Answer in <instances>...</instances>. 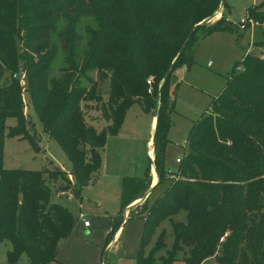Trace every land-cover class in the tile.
<instances>
[{"label": "trees", "instance_id": "obj_1", "mask_svg": "<svg viewBox=\"0 0 264 264\" xmlns=\"http://www.w3.org/2000/svg\"><path fill=\"white\" fill-rule=\"evenodd\" d=\"M263 6L248 7L249 18L264 24ZM226 7L224 0H0V245L10 244L6 264H18L22 255L28 264L56 260L76 220L66 205L51 200L44 174L51 180L61 175L65 188L80 197L101 167L107 138L119 133L135 102L154 116L153 158L142 176L121 180L120 208L105 246L127 211L128 219L143 220L135 264H202L209 258L264 264V58L246 54L232 66L207 113L191 125L177 171L164 168L171 87L178 85L174 71L193 63L199 31L238 34L224 15L212 22ZM101 79L108 81L106 99L99 93ZM24 93L44 132L70 161L71 185L58 167H3L6 136L34 142ZM93 101L107 122L101 130L82 109V102ZM9 118L15 125L6 133ZM152 170L153 189L168 185L147 206ZM180 212L184 219L175 220ZM166 220L169 231L159 229Z\"/></svg>", "mask_w": 264, "mask_h": 264}, {"label": "rangeland", "instance_id": "obj_2", "mask_svg": "<svg viewBox=\"0 0 264 264\" xmlns=\"http://www.w3.org/2000/svg\"><path fill=\"white\" fill-rule=\"evenodd\" d=\"M233 2L227 16L240 30L238 34L230 31H218L209 35L201 36L198 32V42L194 46L193 63L190 66H180L174 71L177 79V88L171 87V101L174 104L172 113V124L168 132L169 143L165 149L164 168L166 171L175 173L178 163L177 157L183 158L185 154L187 134L193 124L208 109L213 97H215L225 84V76L230 72L232 66L245 57L246 54L261 55L264 58V24L252 25L249 23L239 24L240 18L245 13V8L257 6L264 0H227ZM254 4V5H251ZM264 10V6L262 7ZM247 10V8H246ZM83 22L93 25L90 18L83 19ZM247 22V21H246ZM255 22V21H252ZM212 23V22H211ZM258 24V23H257ZM245 26V29L242 27ZM210 62V66L207 64ZM60 65L58 57L53 75H58L57 67ZM241 70V67L238 68ZM24 76V75H22ZM90 76L97 78L95 72ZM23 80V79H22ZM108 86L107 80H98L99 93L106 99L105 90ZM25 107L24 112L29 119L28 129L32 134V140L19 137H5L3 150V167L5 169H32L50 170L53 167L62 169L70 180L68 174L70 161L56 141L51 139L43 130V127L35 115L28 95L23 94ZM82 109L86 121L97 130H101L107 122L100 117L99 107L96 102H82ZM125 115V132L130 130L136 133V146L133 156L126 159L121 151L123 146L112 150L111 165L109 169H116L124 174L142 176L152 158V140L155 123L152 126L153 118L151 111H145L140 102L133 103ZM123 124V123H122ZM15 125V119L9 118L6 121V133L9 127ZM152 126V127H151ZM122 127V126H121ZM152 128V129H151ZM149 141L148 145L147 142ZM111 143V140H110ZM115 147V146H114ZM117 151H121L117 154ZM121 155V159L115 158ZM130 156V154H128ZM113 171V176H114ZM47 185L51 190L52 201H62L72 212L76 223L70 238L63 242L57 260L49 264H135V256L142 231L143 220L141 218H130L122 229L120 241L105 246L106 234L109 232V216L117 214L120 208V201L115 200V190L109 185L100 187L92 185L81 192L80 197L73 195L72 200H67V194L71 191L65 188L68 182L61 175L55 180L44 174ZM153 181V180H152ZM71 182V180H70ZM72 182L70 183V185ZM156 184V183H155ZM152 185V189L155 186ZM168 185V181L161 183L147 196V206H151L154 200ZM65 196L63 200L58 197ZM100 200V202H99ZM82 213L89 222L90 234L86 235L83 224L77 218ZM175 220H183L184 212L174 216ZM168 220L161 226L167 231L170 229ZM172 236L167 235L166 243L170 246ZM115 243V244H114ZM106 247V248H104ZM10 248L8 241L0 245V264H6V251ZM104 248L105 256L101 257ZM18 264H27L26 255H22ZM176 264H180L179 262ZM202 264H216L214 258H209Z\"/></svg>", "mask_w": 264, "mask_h": 264}, {"label": "crops", "instance_id": "obj_3", "mask_svg": "<svg viewBox=\"0 0 264 264\" xmlns=\"http://www.w3.org/2000/svg\"><path fill=\"white\" fill-rule=\"evenodd\" d=\"M227 5H228V8H222L220 9V11L216 14V16L213 18L212 22L216 21L217 19H219L220 17H222L223 15L225 16V18L227 20H230L229 17L226 15L227 14V10H230L231 8V4L233 2H228L227 0H224ZM251 5H254V4H251ZM248 8V7H246ZM246 8H245V12H246ZM257 25H260L259 23ZM256 26V25H255ZM246 56V55H245ZM259 57L263 58L261 55H259ZM207 66L209 67L210 66V62L207 64ZM205 113H207V110L205 111ZM204 113V114H205ZM127 114V113H126ZM202 116H200L201 118ZM152 118L154 119V116L152 114ZM125 119V118H124ZM199 119V118H198ZM197 119V120H198ZM196 120V121H197ZM124 123L125 121L123 120V124H122V127L119 131V133L115 136H109L107 138V141H106V144L104 146V148L102 149L101 151V167L99 169V171L96 173V175L94 176L93 180L90 182V184H88L86 187H84L82 189V191L84 189H86L87 187L89 186H92V185H97L98 182H100L98 184V186L100 187H106V185H109V188H111V190L113 189H116L115 190V200L117 201H120V191H121V180L124 178V177H140V176H132L131 174H124L123 172H119L118 170L116 169H109V165H111V156L113 155L112 154V150H114L115 148H119L118 146H123L121 148V151H122V154L123 156L125 157L126 156V159L128 160L129 158H131L133 156V153H134V150H137L136 149V146L135 143H136V133L134 134L131 130L129 132H125V127H124ZM154 125V120L152 122V126ZM151 126V127H152ZM152 129V128H151ZM110 140H111V143H110ZM149 141L147 142V145H148ZM115 146V147H114ZM121 151H117V154H120ZM121 154V155H122ZM130 154V156L128 155ZM121 155H116L115 154V158L117 159H121ZM151 157L153 158V155H151ZM176 159H181L180 157H177ZM176 159H175V162H176ZM111 160V161H110ZM178 163V162H176ZM179 164V163H178ZM113 171L114 172V176H113ZM153 170L151 171L152 173V178H153ZM168 173H173L171 171H167ZM156 176V174H155ZM156 183V181H152V185H154ZM65 196L61 195L60 197H58L59 200H63ZM67 198V197H66ZM67 200H72V199H67ZM62 203V201H60ZM100 202V200H99ZM64 204V203H63ZM66 205V204H64ZM67 206V205H66ZM119 210L117 211V214H118ZM117 214H112V215H108L109 216V229H111V224H110V221L113 217H115ZM129 219H127L123 224L122 226L116 231V233L113 235L112 237V240L109 242V246H111V243L113 244V242L115 241V243L119 242L120 241V238H121V234H122V229L125 225V223L128 221ZM84 229H85V233L86 235H89L90 234V226L88 227H84L82 226ZM107 234H108V231H107ZM106 234V235H107ZM72 235V234H71ZM70 235V236H71ZM70 237H68L64 242H66ZM114 243V244H115ZM108 246V245H107ZM62 247V245H61ZM60 247V248H61ZM60 248L58 250V254H59V251H60ZM112 248L111 247H108V250ZM57 254V255H58ZM56 260H57V257H56ZM55 262V261H54ZM28 264V262H27Z\"/></svg>", "mask_w": 264, "mask_h": 264}, {"label": "built area", "instance_id": "obj_4", "mask_svg": "<svg viewBox=\"0 0 264 264\" xmlns=\"http://www.w3.org/2000/svg\"><path fill=\"white\" fill-rule=\"evenodd\" d=\"M246 21H247L248 23H251L252 25H257V22H252L253 20H252L251 18H249L247 12H245V13L243 14V16L240 18V20H239L238 23L243 25L244 23H246ZM243 27H244V26H243ZM22 75H23V74H22ZM151 81H152V78L150 77V78L147 80V82L150 84ZM176 162L179 163V162H180V159H176ZM70 180L72 181L71 177H70ZM72 198H73V194L69 192V193L67 194V199H72ZM123 218H124V220H126V219L129 218V215H128V212H127V211H124V213H123ZM77 219H78L79 221L82 222V224H83L84 227H88V226H89V222L86 220V217H85L82 213L79 214V216H78Z\"/></svg>", "mask_w": 264, "mask_h": 264}, {"label": "water", "instance_id": "obj_5", "mask_svg": "<svg viewBox=\"0 0 264 264\" xmlns=\"http://www.w3.org/2000/svg\"><path fill=\"white\" fill-rule=\"evenodd\" d=\"M211 19H207L206 22H209ZM170 70L167 72V74H169ZM157 106H158V99H156V102H155V106H154V115L156 114V111H157Z\"/></svg>", "mask_w": 264, "mask_h": 264}, {"label": "bare ground", "instance_id": "obj_6", "mask_svg": "<svg viewBox=\"0 0 264 264\" xmlns=\"http://www.w3.org/2000/svg\"><path fill=\"white\" fill-rule=\"evenodd\" d=\"M153 182L156 181V177H155V173L153 172V178H152Z\"/></svg>", "mask_w": 264, "mask_h": 264}]
</instances>
